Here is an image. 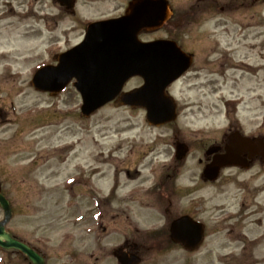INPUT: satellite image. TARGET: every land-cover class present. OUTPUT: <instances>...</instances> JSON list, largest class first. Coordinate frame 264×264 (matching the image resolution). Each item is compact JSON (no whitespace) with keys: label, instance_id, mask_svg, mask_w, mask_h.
Here are the masks:
<instances>
[{"label":"rangeland","instance_id":"rangeland-1","mask_svg":"<svg viewBox=\"0 0 264 264\" xmlns=\"http://www.w3.org/2000/svg\"><path fill=\"white\" fill-rule=\"evenodd\" d=\"M126 2L77 0L70 14L56 0H0V181L14 232L34 231L54 260L70 264L75 221L85 227L82 220L95 217L97 245L109 251L123 233L104 232L98 224L106 217L126 211L157 224L167 207L170 216L188 211L210 231L232 229L209 235L189 255L175 248L172 264H264V164L227 167L204 182L198 162L229 122L264 136V0H169L175 15L167 27L141 34L173 38L193 53L169 88L178 105L171 123L152 126L143 109L112 103L83 117L72 85L56 95L34 89L36 68L54 63L88 22L122 12ZM138 84L133 78L124 90ZM177 141L189 146L181 161ZM124 179L133 184L124 187ZM161 180L175 187L167 198L155 189ZM21 212L32 213L30 227Z\"/></svg>","mask_w":264,"mask_h":264},{"label":"water","instance_id":"water-1","mask_svg":"<svg viewBox=\"0 0 264 264\" xmlns=\"http://www.w3.org/2000/svg\"><path fill=\"white\" fill-rule=\"evenodd\" d=\"M69 10L74 0H58ZM167 0H131L120 17L91 22L87 25L82 43L54 57L56 65L39 68L32 79L38 90L54 95L73 83L80 93L81 115L88 117L101 106L114 100V105H130L146 110V120L152 125H162L177 117V105L166 87L180 77L191 65V55L181 50L174 41L154 40L141 42V31L161 27L170 17ZM140 76L143 84L130 91H122L125 82ZM259 139L232 134L224 155H215L203 170L206 179L214 180L220 167L238 164L247 167L241 153L249 157L264 154ZM188 151L184 143H177L176 158L182 159ZM213 148L207 153H211ZM0 205L5 218L0 222V245L15 248L27 255L34 264H42L26 244L12 239L4 231V223L10 217L7 199L0 193ZM171 237L188 249L196 248L202 241L203 225L188 215L181 216L171 224ZM118 258L125 264H135L134 254L118 250Z\"/></svg>","mask_w":264,"mask_h":264},{"label":"flooded vegetation","instance_id":"flooded-vegetation-1","mask_svg":"<svg viewBox=\"0 0 264 264\" xmlns=\"http://www.w3.org/2000/svg\"><path fill=\"white\" fill-rule=\"evenodd\" d=\"M174 23H176V21ZM155 38L158 37H154L151 39ZM142 39L144 38L142 37ZM238 129V126L229 124L226 129L223 130L224 132L222 133V135L209 145L213 148V153H222L224 151V142L227 133ZM249 135L254 137L256 135H260V133ZM243 156L247 157L245 153H243ZM212 157L213 154H205L204 151L203 158H199L198 162L202 164V166H205L210 162ZM248 161L250 162L251 166L256 163H258L259 165L264 164V158H262L260 155H256L252 159H248ZM204 182L208 181L204 180ZM0 188L2 191L1 181ZM169 203L171 204V200H169ZM165 209L167 211H163L162 217L157 219V224L149 221L150 223H145V225L144 222L138 219L137 215H130V213L126 211H122L121 213L123 215L119 216L117 214H110L108 217H106L107 221L105 225L102 224V222H100L98 225L101 226L100 228L104 232L106 230H109V232H119L122 230L123 236L121 243L109 251H107L100 243L97 245L96 239L101 240V238H97L95 235V217L89 216L87 220H85L86 218L83 219L82 221L86 223L85 227H80V222L75 221V226L77 228L78 234H73L72 236H70V239L72 240V249L69 250L70 252L68 254L71 260L70 264H125L124 262H119L116 258L117 249L119 248H124L125 253L127 254L134 253L136 256L135 264H172L173 261L170 258L173 256V251L175 248H178L179 250H182L184 253L189 255L191 252L193 253L197 251L204 244L206 238H208L209 235H212L216 238L217 234L222 233L223 230H226L228 232L232 230L230 228H224L221 226L220 228L218 227L210 231V229L207 228L206 224L203 222L204 230L202 243L197 249L189 250L183 247L181 244L173 241L171 237L170 225L179 216L191 214L188 211H184L170 216V214L168 213V208L166 207ZM21 213L24 214L25 217L29 218L27 224L30 227L32 223V213ZM14 216L15 212L12 211L10 219L4 225V229L9 234V236L24 241L42 258L43 264H60L58 261L53 259L56 255L52 253V249L45 248L41 244L42 239L39 237V235L34 234V231L31 232V235L27 234L26 237H21L14 232L13 227L11 226ZM191 216L193 217V215ZM100 217L102 218V216ZM2 218L3 215L2 212H0V220ZM107 227H109V229ZM84 237L87 239H85ZM85 240H87L89 246L86 244ZM56 246L59 247L58 244ZM0 252L1 255L5 256L3 259H0V264H34L30 258L16 249H5L3 247H0ZM108 257L111 258L112 261L107 259ZM213 262L222 264L221 259L213 260ZM210 263L212 264V261H210ZM61 264L65 263L62 262ZM184 264H193V261L188 260Z\"/></svg>","mask_w":264,"mask_h":264},{"label":"bare ground","instance_id":"bare-ground-1","mask_svg":"<svg viewBox=\"0 0 264 264\" xmlns=\"http://www.w3.org/2000/svg\"><path fill=\"white\" fill-rule=\"evenodd\" d=\"M135 174H137V172H134V173H132V174L128 173V174H127V177H128V178H132L131 176H135ZM132 184H133L132 181L129 180V179H124V180H123V186H124V187H125V186H130V185H132Z\"/></svg>","mask_w":264,"mask_h":264}]
</instances>
